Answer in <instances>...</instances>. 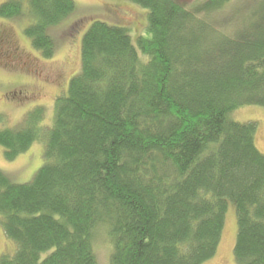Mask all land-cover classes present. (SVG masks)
Returning <instances> with one entry per match:
<instances>
[{
    "label": "trees",
    "instance_id": "obj_1",
    "mask_svg": "<svg viewBox=\"0 0 264 264\" xmlns=\"http://www.w3.org/2000/svg\"><path fill=\"white\" fill-rule=\"evenodd\" d=\"M130 1L146 11H134L147 17L144 33L93 20L51 127L38 126V109L0 129L8 160L45 145L32 181L0 170V224L16 244L0 264H100V228L109 264H202L218 252L230 199L237 264H264L258 122L233 118L264 107V0ZM75 9L7 0L0 18L27 17L26 35L50 58L51 28Z\"/></svg>",
    "mask_w": 264,
    "mask_h": 264
},
{
    "label": "rangeland",
    "instance_id": "obj_2",
    "mask_svg": "<svg viewBox=\"0 0 264 264\" xmlns=\"http://www.w3.org/2000/svg\"><path fill=\"white\" fill-rule=\"evenodd\" d=\"M5 1L0 0V5ZM180 1L191 5L195 0ZM75 2V11L50 30L56 43L55 54L50 58L35 49L26 35L27 17L0 18V26L10 42L8 46H0V129L21 127L27 114L38 109L43 116L38 126L53 125L57 97L67 93L71 78L82 68V39L93 20L106 18L116 21L119 18L121 23L129 27L133 39L144 33L147 26V17L135 14L146 11L130 0ZM118 7L126 14L121 13ZM118 13L121 17H118ZM14 48L17 49L16 55L8 53L9 49ZM19 90H31L36 97L26 99L25 95L18 93ZM9 92L15 95H8ZM233 118L241 123L258 122L255 140L258 149L264 154V107L253 105L240 108L234 112ZM44 150L42 141L34 142L27 151L8 160L5 148L0 144V170L15 183H28L44 164ZM237 232L236 203L230 199L218 252L202 264H237L234 252ZM94 248L100 264H109L113 246L104 228L96 232ZM15 249L16 244L7 237L0 224V257L5 253L13 254Z\"/></svg>",
    "mask_w": 264,
    "mask_h": 264
},
{
    "label": "flooded vegetation",
    "instance_id": "obj_3",
    "mask_svg": "<svg viewBox=\"0 0 264 264\" xmlns=\"http://www.w3.org/2000/svg\"><path fill=\"white\" fill-rule=\"evenodd\" d=\"M9 43L10 42H9L7 36L5 35L3 28L0 26V46L1 47H2V45H4V46L7 45L8 46ZM16 51H17L16 48H14L12 50L9 49V52L8 53H15V55H16L17 54ZM36 63H38V62H36ZM10 93H13V95H15L14 92H9L7 94L9 95ZM18 93L25 95L26 96V99L36 97V94L33 91H31V90H19ZM10 95H12V94H10Z\"/></svg>",
    "mask_w": 264,
    "mask_h": 264
}]
</instances>
